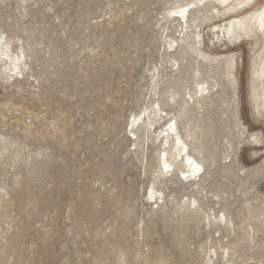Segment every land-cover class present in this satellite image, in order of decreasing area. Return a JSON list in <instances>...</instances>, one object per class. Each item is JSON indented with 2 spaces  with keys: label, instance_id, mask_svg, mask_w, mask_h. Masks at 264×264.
<instances>
[{
  "label": "rangeland",
  "instance_id": "374dc122",
  "mask_svg": "<svg viewBox=\"0 0 264 264\" xmlns=\"http://www.w3.org/2000/svg\"><path fill=\"white\" fill-rule=\"evenodd\" d=\"M263 6L0 0V264H264Z\"/></svg>",
  "mask_w": 264,
  "mask_h": 264
},
{
  "label": "bare ground",
  "instance_id": "6f19581e",
  "mask_svg": "<svg viewBox=\"0 0 264 264\" xmlns=\"http://www.w3.org/2000/svg\"><path fill=\"white\" fill-rule=\"evenodd\" d=\"M216 1H218L220 4H222V3L224 4L225 2L228 3V0H216ZM248 22H249L248 23L249 27H251L252 31H254L255 34H257L256 30L258 32H263V34H264V6L262 7V9L258 13L253 14ZM254 26H255L256 30H255ZM239 27L243 28L241 23H239ZM255 75L257 78V72L256 71H255Z\"/></svg>",
  "mask_w": 264,
  "mask_h": 264
},
{
  "label": "flooded vegetation",
  "instance_id": "af4514ba",
  "mask_svg": "<svg viewBox=\"0 0 264 264\" xmlns=\"http://www.w3.org/2000/svg\"><path fill=\"white\" fill-rule=\"evenodd\" d=\"M254 28H255V26H254ZM255 30H256V28H255ZM256 33L259 34L262 38H264L263 32H258L256 30ZM255 71L257 72L256 81L258 83V88L260 91V100L264 104V45H263V51L261 53V57L259 59V62H258V65H257Z\"/></svg>",
  "mask_w": 264,
  "mask_h": 264
}]
</instances>
